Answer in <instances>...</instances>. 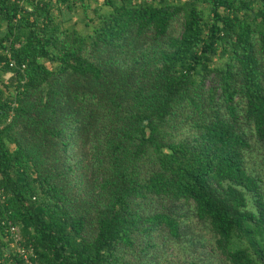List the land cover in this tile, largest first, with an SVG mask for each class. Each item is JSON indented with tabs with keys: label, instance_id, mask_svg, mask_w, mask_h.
I'll return each instance as SVG.
<instances>
[{
	"label": "trees",
	"instance_id": "trees-1",
	"mask_svg": "<svg viewBox=\"0 0 264 264\" xmlns=\"http://www.w3.org/2000/svg\"><path fill=\"white\" fill-rule=\"evenodd\" d=\"M77 1L0 0V264H264V0Z\"/></svg>",
	"mask_w": 264,
	"mask_h": 264
},
{
	"label": "rangeland",
	"instance_id": "rangeland-1",
	"mask_svg": "<svg viewBox=\"0 0 264 264\" xmlns=\"http://www.w3.org/2000/svg\"><path fill=\"white\" fill-rule=\"evenodd\" d=\"M103 0H83L74 3L71 11H67L63 5H56L53 7V15L55 21L60 25H74L81 30H88L95 20L92 17H96L93 11L94 6L103 5ZM87 5L85 8L84 6ZM107 6L104 5L103 8ZM8 73H4L1 78L6 79ZM259 157L252 156L249 163L254 166V170L262 175L264 180V164L260 163ZM203 237L213 239L212 235L207 231H201ZM182 238L181 240L172 239L166 244H159L162 251L159 253V258L162 262L168 264H186L189 261H195L197 264H203V255L200 252V248L203 249L202 241L197 237ZM197 242V243H196ZM207 246V244H205ZM208 248V246H207ZM212 257L210 264H224L223 257L216 255ZM209 264V262H206Z\"/></svg>",
	"mask_w": 264,
	"mask_h": 264
},
{
	"label": "built area",
	"instance_id": "built-area-1",
	"mask_svg": "<svg viewBox=\"0 0 264 264\" xmlns=\"http://www.w3.org/2000/svg\"><path fill=\"white\" fill-rule=\"evenodd\" d=\"M9 65H14V61L12 59L10 60ZM6 230L9 233L8 243L10 250H12V252H18L22 254L24 259L23 264H32L31 258L28 256V252L26 251L25 246L20 242L21 238L19 226L14 224L10 219H8L6 220ZM30 253H32L31 249Z\"/></svg>",
	"mask_w": 264,
	"mask_h": 264
}]
</instances>
